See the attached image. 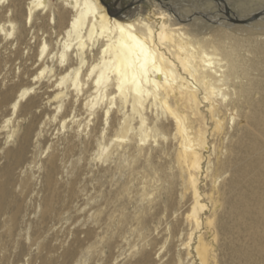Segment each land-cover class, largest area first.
<instances>
[{
  "label": "bare ground",
  "instance_id": "1",
  "mask_svg": "<svg viewBox=\"0 0 264 264\" xmlns=\"http://www.w3.org/2000/svg\"><path fill=\"white\" fill-rule=\"evenodd\" d=\"M127 245L264 264V0H0V264Z\"/></svg>",
  "mask_w": 264,
  "mask_h": 264
},
{
  "label": "rangeland",
  "instance_id": "2",
  "mask_svg": "<svg viewBox=\"0 0 264 264\" xmlns=\"http://www.w3.org/2000/svg\"><path fill=\"white\" fill-rule=\"evenodd\" d=\"M116 0H105V2H107V3H113V2H115ZM124 1V3L125 2H129V1H131V0H123ZM67 135V134H66ZM65 135V133H62V135L60 136V137H65L66 136ZM36 141V140H35ZM34 150L35 151H37V150H39V142H37V143H35V147H34ZM47 153V151L45 152V154ZM45 154L43 155V156H45ZM80 157H81V155L80 154H77L76 156H74V157H72L71 158V160H70V162H68V164H67V167H64L63 168V174H61L60 175V178H62V180H64V181H68L69 180V177H71V174L72 173H69V170L72 168V162H74V163H77V161L80 159ZM38 160L40 159L39 157L37 158ZM37 160V161H38ZM81 163H82V161H81ZM28 165V164H27ZM39 165H40V163L38 164V163H33L32 165H31V167H29V168H24V170H23V172H22V175H25L27 172H24V171H26V169H28V172H30V173H36V176H38L39 177V184L37 185V189H39L41 186V183H40V180H41V174H40V170L41 169H39ZM68 166L70 167V169L68 168ZM125 172H118L117 173V175H116V177H119V176H122V175H125L124 174ZM92 174V173H91ZM91 174H89L88 176H90ZM84 177H87V176H84ZM84 184V181L81 183V184H79V190L80 191H82L83 190V185ZM82 189H81V188ZM37 189L33 192V193H31L28 197H27V199L30 201L29 203H34L35 202V198H37L38 197V199L40 198V195H41V192H39L38 193V191H37ZM103 189H105V187H103L102 188V190ZM39 195H38V194ZM38 195V196H37ZM97 197L95 198L96 200H91V201H100L102 198H103V193L102 192H99V193H97ZM120 202V201H119ZM119 202H117V204H119ZM139 204V207H141V205H144V204H146V205H151L150 204V202H148V200H146V201H144V203H142V202H139L138 203ZM87 207H89V205L87 206ZM94 211V210H93ZM39 213H40V210L38 209L37 210V212L34 214H32V216H38L39 215ZM70 222H71V220H69V221H65V223H64V225H63V228H65V226H68L69 224H70ZM89 222H92V225L94 226L95 224L97 225V223H95L96 221L93 219V218H91L90 219V221ZM81 222H79V223H77L76 225H73V228L74 227H76V226H79V224H80ZM87 225L85 224V227H86ZM98 226V225H97ZM106 227H108V226H111V224L110 225H108V224H106L105 225ZM113 227H117L116 225H114ZM130 227H132L131 229H134L135 228V225H133V226H130ZM30 229H31V227H30V225L29 226H27L23 231H22V233L24 234H26V235H28L29 234V231H30ZM100 230H102V228L100 229ZM128 235V240H127V242H129V243H132L134 240H135V238H136V234H137V232L135 231V232H131V230L127 233ZM162 236V234H160L159 235V237H161ZM159 247H160V245H159ZM35 248H36V246H34L33 247V249L35 250ZM130 247H129V245H127L126 246V248H125V250L122 252V251H120V252H118L117 253V260H116V258H115V260H113V262L112 263H109V264H125L126 262H128V261H130V259H132V255H128L129 253V251H128V249H129ZM127 249V250H126ZM166 250V247H164L162 250H161V254L160 255H162L163 253H164V251ZM85 253V252H84ZM120 254H121V256H120ZM107 255V253H104V256H106ZM103 256V258H105V259H102L103 261H105L104 262V264H106V259H107V256L106 257H104ZM156 256H158V255H156ZM82 257V256H81ZM135 257H137V256H133V258H135ZM28 258V257H27ZM100 261L99 263L101 264L103 261ZM89 259L86 261V262H83V264H89ZM29 264V262L26 260L24 263H21V264ZM103 264V263H102Z\"/></svg>",
  "mask_w": 264,
  "mask_h": 264
}]
</instances>
